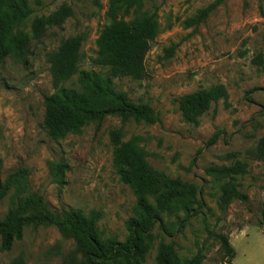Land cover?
Returning <instances> with one entry per match:
<instances>
[{"label":"rangeland","instance_id":"rangeland-1","mask_svg":"<svg viewBox=\"0 0 264 264\" xmlns=\"http://www.w3.org/2000/svg\"><path fill=\"white\" fill-rule=\"evenodd\" d=\"M217 6L201 21L200 11ZM35 16H49L62 7L72 15L33 39L31 23L26 52H11L0 63L1 178L25 172L26 194L42 198L54 213L78 209L100 214L97 227L104 239L124 242L126 222L135 215L138 197L123 183L114 165L118 146L111 138L119 130L121 143L140 138L146 161L157 171L181 183L170 212L161 215L145 242L141 264H157L161 245H172L186 264L202 257L220 264L219 235L236 249L232 264H264V233L258 222L264 210V160L251 155L264 137V70L253 63L264 54L262 0H142V12L157 15L160 31L145 59L146 76L114 80V87L136 104H150L155 123L133 117L109 116L99 126L85 124L80 134L51 139L44 128L45 97L56 93L49 54L70 37L82 35L80 68L104 72L93 65L101 56L100 39L114 23H135V9L113 17L109 0H28ZM224 85L228 92L200 119L185 122L180 100L201 89ZM78 88L77 77L64 84ZM216 141L209 144L212 139ZM247 166L237 181L248 201L222 204L226 179L207 172ZM66 165L60 176L55 165ZM18 186L0 197V220L15 208ZM147 200L157 206L156 195ZM187 206V209L184 206ZM73 255L82 259L75 241L53 225L25 229L10 251L1 250L0 264L22 256L26 264H62Z\"/></svg>","mask_w":264,"mask_h":264},{"label":"trees","instance_id":"trees-1","mask_svg":"<svg viewBox=\"0 0 264 264\" xmlns=\"http://www.w3.org/2000/svg\"><path fill=\"white\" fill-rule=\"evenodd\" d=\"M264 1V0H262ZM113 17L124 10L135 9L137 18L134 24L114 23L101 36V56L93 60V65L104 72L85 71L80 68L82 35L63 41L57 51L49 54L48 62L56 93L45 97L44 128L53 140L68 134H80L88 123L99 126L109 116H131L136 121L145 120L155 123L159 117L150 104H136L125 93L114 87V80L129 77L140 81L146 76L145 59L151 49L152 41L160 31L155 13L142 12V0H109ZM217 6L213 3L200 11L195 21L206 18ZM28 0H0V63L11 53L20 56L26 52L30 37L25 32L31 23L33 39H41L52 27L64 23L72 15L71 9L62 7L49 16H35ZM253 63L264 70V54H258ZM77 77L78 88H65L64 84ZM228 97L224 85H216L186 95L180 100V111L185 122L198 125L213 105ZM112 142L118 146L114 154V165L120 180L132 186L138 197L135 215L126 222L128 237L124 242L104 239L100 235L97 222L100 214L72 209L61 214L51 211L42 198L27 195L25 172L10 175L5 181L1 178L3 160L0 159V197H4L13 186H18L15 195V208L4 220H0L1 250L10 251L16 241L21 240L25 229L41 225H53L65 235L71 237L82 254L81 262L71 255L62 264H141L145 256V242L150 238L161 215L170 212L180 194L181 183L155 170L147 161L146 153L140 145V138L133 137L121 143L119 130L111 133ZM216 141L212 139L209 144ZM251 155L264 160V137ZM60 176L66 165H55ZM207 172L215 177L226 179L223 185L222 204L233 200L248 201V195L238 190L240 175L247 172L242 161L231 166L214 167ZM155 194L157 206L147 200ZM187 209V206H184ZM263 218L258 222L264 233ZM220 264H232L236 249L226 235H219ZM10 264H26L20 256ZM157 264H186L177 255L174 247L161 245L158 250ZM189 264H205L202 257Z\"/></svg>","mask_w":264,"mask_h":264},{"label":"crops","instance_id":"crops-1","mask_svg":"<svg viewBox=\"0 0 264 264\" xmlns=\"http://www.w3.org/2000/svg\"><path fill=\"white\" fill-rule=\"evenodd\" d=\"M231 242V241H230Z\"/></svg>","mask_w":264,"mask_h":264}]
</instances>
